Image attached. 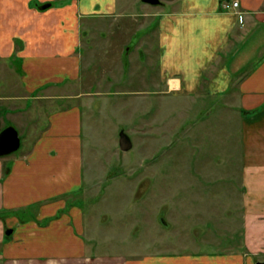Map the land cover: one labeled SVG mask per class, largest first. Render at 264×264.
<instances>
[{
    "label": "crops",
    "instance_id": "0c3cea01",
    "mask_svg": "<svg viewBox=\"0 0 264 264\" xmlns=\"http://www.w3.org/2000/svg\"><path fill=\"white\" fill-rule=\"evenodd\" d=\"M169 97L236 121L240 252L142 263L264 264V0H0V131L13 126L20 138L17 153L0 156V209L21 213L0 264H128L92 254L85 235L78 195L106 173L84 167V115L92 121L111 100L134 105L141 139L153 121L141 107Z\"/></svg>",
    "mask_w": 264,
    "mask_h": 264
},
{
    "label": "rangeland",
    "instance_id": "374dc122",
    "mask_svg": "<svg viewBox=\"0 0 264 264\" xmlns=\"http://www.w3.org/2000/svg\"><path fill=\"white\" fill-rule=\"evenodd\" d=\"M111 101L106 109L94 112L92 121H87L86 114L83 120L84 167H95L101 177L106 173V178L94 181V185L84 184L83 195H78L92 254L144 264V258L155 253L187 257L203 252H222L223 256L240 252L243 203L230 198L235 189L237 195L245 192L235 179L239 136L235 135L236 126H231L236 121L219 118L216 112L206 117L209 107H183L172 97L162 104L149 100L150 105L141 107L145 116L141 114L147 123L152 118V127L147 126L140 139L135 133V125H141L137 120L140 114L134 116V105L122 108ZM184 108L190 111L187 119L183 118ZM19 132L22 141L26 140ZM121 132L133 143L125 152L119 150ZM215 159L223 164L216 165ZM85 172L87 176L90 171L86 168ZM220 176L223 180L217 181ZM145 186L149 187L146 192ZM75 200L68 198L70 203ZM28 210L33 209H24L29 219L34 213ZM19 211L0 209V241L11 237L5 230L17 222L12 216L21 215ZM161 216L170 227L160 223Z\"/></svg>",
    "mask_w": 264,
    "mask_h": 264
},
{
    "label": "water",
    "instance_id": "95a60500",
    "mask_svg": "<svg viewBox=\"0 0 264 264\" xmlns=\"http://www.w3.org/2000/svg\"><path fill=\"white\" fill-rule=\"evenodd\" d=\"M146 3L155 4L158 0H142ZM119 148L125 152L131 148V141L129 137L121 132L119 135ZM20 146V138L17 130L13 126H7L0 131V156L8 155L15 152ZM12 230H7L6 235L11 234ZM263 264V263H258Z\"/></svg>",
    "mask_w": 264,
    "mask_h": 264
},
{
    "label": "built area",
    "instance_id": "2783aa9c",
    "mask_svg": "<svg viewBox=\"0 0 264 264\" xmlns=\"http://www.w3.org/2000/svg\"><path fill=\"white\" fill-rule=\"evenodd\" d=\"M237 6H238V3L235 1L234 2L233 1L227 2L224 4V8H226V9L236 8ZM238 18H239V22H242V18H243L242 14H239Z\"/></svg>",
    "mask_w": 264,
    "mask_h": 264
}]
</instances>
